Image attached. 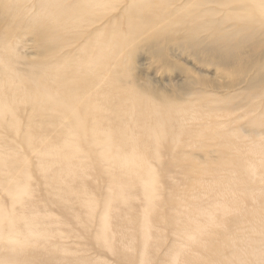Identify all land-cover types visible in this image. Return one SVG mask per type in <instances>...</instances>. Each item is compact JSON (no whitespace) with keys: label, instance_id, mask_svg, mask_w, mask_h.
Instances as JSON below:
<instances>
[{"label":"bare ground","instance_id":"bare-ground-1","mask_svg":"<svg viewBox=\"0 0 264 264\" xmlns=\"http://www.w3.org/2000/svg\"><path fill=\"white\" fill-rule=\"evenodd\" d=\"M177 35L246 89L209 95ZM93 247L264 264V0H0V264H107Z\"/></svg>","mask_w":264,"mask_h":264},{"label":"rangeland","instance_id":"rangeland-1","mask_svg":"<svg viewBox=\"0 0 264 264\" xmlns=\"http://www.w3.org/2000/svg\"><path fill=\"white\" fill-rule=\"evenodd\" d=\"M196 45H197L196 42L191 44V48H195ZM164 47H165L166 52L169 54V56H171L176 62L178 61L177 64L180 67H184L186 73L188 71L187 74L190 73V76H191L190 78L196 79V78H201V76L204 77L202 80V84L205 83L204 87H206V89L208 90V91L207 90L206 91L208 92L209 95L215 94L216 96L217 95L220 96V94H221V96H228V95H232V93L238 92L242 88H245L244 87V84H245L244 80H242L240 78H233V77H231L229 72H225V71H222L220 69L214 68L213 66L215 63H212L211 61H207L206 66L202 65L201 61H200L201 56L196 55V53H194L193 51H191L187 48L185 39L183 37L177 35L176 39L172 40L171 44L165 45ZM191 52H192V54H191ZM245 56H247V55H245ZM143 61L147 62L149 60H148V58H143V59H141V62H143ZM155 61H156V64H154V65L157 68L156 74L153 73V71H152L151 63H150V65L145 67V72L148 73L147 78L150 81H152L153 83L159 84L161 86V82L163 84V83H167V82L172 80L173 82L179 84V82H182L184 80V77H183L184 75H182V74H179L178 76L173 75L172 79L170 78L169 80L166 77L160 76L162 73L166 74V71L162 67L161 63H159L157 60H155ZM187 68H188V70H187ZM198 74L201 76L199 77ZM153 76H155V78ZM154 79H157V80L154 81ZM222 82H225V83H222ZM228 84L233 88H231ZM173 172H179V170L178 171L173 170ZM164 176L166 177L165 172L163 174V177ZM189 176H191L192 181L204 180L198 176H192L191 174ZM175 177H178L182 181H186V180L188 181V179L184 178L183 176H177L176 175ZM103 198H104V196H102L101 199H103ZM3 200H5V199H3ZM55 213L57 215L60 214L57 212H55ZM72 226H73V224H72ZM171 240L172 239L167 240V242L164 244L166 246L163 247V249H160V250L157 249V250L160 251L161 253L165 254V251L167 249H170V247H172L175 243L174 240H172V241ZM118 253L120 254L121 251L120 252L118 251ZM123 253H126V251H122L121 254H123ZM92 256L93 257H101V258L106 259L105 262L107 264H117V262H122V264H125V262H123L122 260H118L120 258V256L115 261L114 256L112 257L109 253L102 252V251L97 250L95 248L93 249ZM157 261L160 262V260H157Z\"/></svg>","mask_w":264,"mask_h":264}]
</instances>
